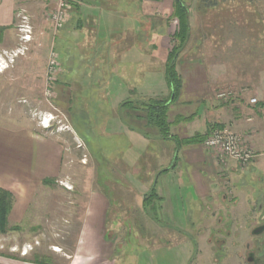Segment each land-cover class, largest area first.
<instances>
[{
  "label": "crops",
  "instance_id": "obj_1",
  "mask_svg": "<svg viewBox=\"0 0 264 264\" xmlns=\"http://www.w3.org/2000/svg\"><path fill=\"white\" fill-rule=\"evenodd\" d=\"M148 1L163 6L160 14L171 16L166 4L170 1L173 9V0ZM55 3L56 0H0V52L19 47V26L23 21L33 27L38 40L45 37V29L51 28L46 16ZM143 4L142 0H77L66 25L57 33L60 58L66 61L73 56L77 67L74 72H60L56 82L68 91V114L84 108L86 116L84 132L72 129L86 145L90 141H107L118 179L130 180L141 200L152 188L155 190L153 203L160 215L157 220H142L141 227L176 222L174 213H187V206L199 212L203 206L206 210L234 211L243 205L244 183L251 180L249 176L255 175L259 182L264 179V73L254 97L242 92L220 99L211 82L216 81L215 87L224 84L221 67L211 70L204 62L179 54L176 66L181 88L174 100L170 97L169 137L162 139L156 128L147 127L142 112L123 106L127 99L170 96L164 75L170 49L163 44V39L169 37V28L165 23L154 24L153 20H165L154 12L157 5L152 9ZM158 77L161 86L156 82ZM252 99L255 102L251 103ZM79 116L82 115L77 113ZM214 126H229L239 134L245 145L255 151L253 161L244 168L231 159L221 163L216 154L203 148L202 141ZM195 138L201 142H189ZM60 153L61 146L55 140L31 127L0 124V188L14 197L21 189L22 194H28L26 189L57 177ZM91 195L74 252L66 264H122L115 262L114 244L105 235L111 203L105 193ZM257 201L251 196L247 204L255 205ZM150 256L142 259L143 264H151ZM135 260L139 264V254Z\"/></svg>",
  "mask_w": 264,
  "mask_h": 264
},
{
  "label": "rangeland",
  "instance_id": "obj_2",
  "mask_svg": "<svg viewBox=\"0 0 264 264\" xmlns=\"http://www.w3.org/2000/svg\"><path fill=\"white\" fill-rule=\"evenodd\" d=\"M198 2L202 5L198 6ZM183 3L189 7L191 35L179 54L204 62L211 70L221 67L224 84L215 87L216 81L211 82L216 94L231 91L232 96L244 92L254 97L264 73V0H184ZM212 3L214 7L209 6ZM142 4L144 8L151 5L152 9L157 5L148 0H142ZM170 4V1L166 4L169 14L173 13ZM162 7L157 5L154 12L160 14ZM164 18V22L161 18L153 22L158 26L165 23L166 29L169 28V37L163 39V44L171 50L176 44L172 37L179 30V21L168 14ZM66 23L57 30L50 23L51 28L45 29L48 34L40 40L29 26L33 36L30 33L28 43L21 40L17 49L0 52V124L31 127L61 146L57 177L24 189L28 194H22L21 189L14 197L7 191L12 200L5 228L0 229V263L66 264L74 252L91 194L98 192L105 193L111 203L105 235L114 244L116 263L136 264L139 254V264H143L142 259L151 254V264H246L244 245L251 243L249 231L259 217L257 205L247 203L251 196L254 199L264 196V179L259 182L255 175L249 176L251 180L243 185L246 192V197L241 196L243 205L234 211L206 210L203 206L199 212L187 206V213H174L176 222L141 227L142 220L153 215L159 217L160 213L151 212L155 199L148 192L141 200L130 180L118 179L117 165L110 162L106 140L90 141L86 145L77 139L72 127L84 132V108L68 114L71 104L68 91L55 81L49 84L53 54L57 63L53 66L57 70L55 74L74 72L77 67L73 56L62 60L61 49L56 47L57 33ZM142 37L145 38L144 34ZM127 101L138 104V100ZM127 109L133 110L128 106ZM77 113L82 116L76 117ZM47 115L53 120L45 128L40 120ZM204 217L211 219L203 221ZM228 232L231 236H227ZM215 239L219 241L217 244Z\"/></svg>",
  "mask_w": 264,
  "mask_h": 264
},
{
  "label": "trees",
  "instance_id": "obj_3",
  "mask_svg": "<svg viewBox=\"0 0 264 264\" xmlns=\"http://www.w3.org/2000/svg\"><path fill=\"white\" fill-rule=\"evenodd\" d=\"M200 3L202 5V2H198V6H200ZM209 6L214 7L215 3H212ZM74 7L75 5H73L72 10ZM188 12L189 7L185 5L181 0H173V13L171 14V17L178 19L179 30L172 37L173 41H175L176 44L167 55L164 68L165 81L170 96L167 99H148V101L139 100L137 101V105L135 103H131V101H125L123 103V106H128L129 108L131 107L133 109L139 110L140 112H144V116L142 118L145 119L147 126L156 128L162 139H166L169 137L167 109L170 103V97H173L174 100L181 88V78L176 71L175 65L181 48L186 44L191 35ZM59 74L60 73H57L55 75L54 83H57L56 81L58 80ZM193 141L201 142V139H190L189 142ZM44 182L46 183L47 180ZM149 195L151 199L156 198L155 190L153 188L149 191ZM11 198L12 195L10 193L0 188V229L5 228L9 211V204L12 200ZM151 212H155V207L151 208ZM150 217L153 220H157L154 215Z\"/></svg>",
  "mask_w": 264,
  "mask_h": 264
},
{
  "label": "built area",
  "instance_id": "obj_4",
  "mask_svg": "<svg viewBox=\"0 0 264 264\" xmlns=\"http://www.w3.org/2000/svg\"><path fill=\"white\" fill-rule=\"evenodd\" d=\"M77 0H56L55 6L48 12V21L53 24L54 29L61 28L67 21L69 13L75 5ZM19 31L22 33L21 40L23 42L30 41L31 29L29 25L23 21V24L19 26ZM12 55L15 56V53ZM2 60V59H1ZM50 69L53 70L49 75V84L55 81V71L53 69L55 62V55H52ZM2 63H0L1 66ZM57 73V72H56ZM47 94L50 95V89H47ZM232 92H221L218 94V98H227L231 96ZM255 102V99L251 100V103ZM51 115L42 117L40 125L47 128L51 122ZM202 146L206 150H209L218 156L219 161L223 163L224 159L233 160L239 167L244 168L253 161L256 156L255 151L246 146L242 137L234 132L229 126H214L211 128L210 133L203 139Z\"/></svg>",
  "mask_w": 264,
  "mask_h": 264
},
{
  "label": "flooded vegetation",
  "instance_id": "obj_5",
  "mask_svg": "<svg viewBox=\"0 0 264 264\" xmlns=\"http://www.w3.org/2000/svg\"><path fill=\"white\" fill-rule=\"evenodd\" d=\"M257 199L258 221L249 231L252 238L251 243L244 245L246 264H264V197L258 196ZM218 242L217 239L214 240L215 244ZM221 242L224 243L223 241Z\"/></svg>",
  "mask_w": 264,
  "mask_h": 264
},
{
  "label": "water",
  "instance_id": "obj_6",
  "mask_svg": "<svg viewBox=\"0 0 264 264\" xmlns=\"http://www.w3.org/2000/svg\"><path fill=\"white\" fill-rule=\"evenodd\" d=\"M172 98V97H171Z\"/></svg>",
  "mask_w": 264,
  "mask_h": 264
}]
</instances>
